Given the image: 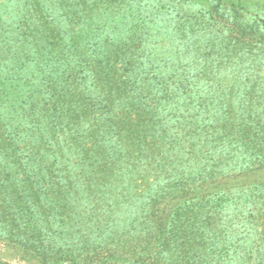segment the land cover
<instances>
[{
  "label": "trees",
  "instance_id": "16d2710c",
  "mask_svg": "<svg viewBox=\"0 0 264 264\" xmlns=\"http://www.w3.org/2000/svg\"><path fill=\"white\" fill-rule=\"evenodd\" d=\"M261 47L264 0H0V242L38 264H264L236 177L264 166V88L219 82Z\"/></svg>",
  "mask_w": 264,
  "mask_h": 264
},
{
  "label": "rangeland",
  "instance_id": "374dc122",
  "mask_svg": "<svg viewBox=\"0 0 264 264\" xmlns=\"http://www.w3.org/2000/svg\"><path fill=\"white\" fill-rule=\"evenodd\" d=\"M253 51H256L255 53H263L264 47L256 48ZM240 55L241 58L235 60L236 63L233 66L226 67L224 75L219 80L220 86L226 88V86L232 82L234 88L244 89L245 91L247 90V92L248 89L253 91L256 85L262 86L263 89L264 65H260L259 63V65H257L254 58L247 56L244 57V53H240ZM229 76L231 79H229ZM253 160L255 163L257 162L255 157L252 161ZM255 166L256 165H253V167ZM259 169L248 171L246 174L238 172L236 173V177L238 180L237 183L241 186H245L243 184L248 185L249 183L252 185L254 184V187L251 188L255 190H252L251 194H249L247 204L248 207L250 206L249 217L253 222V225H250L253 226L254 231L258 234L256 238L258 237V239H261L264 237V166ZM256 185H258V187H256ZM239 212V214H241V211ZM235 224L239 226L240 222L238 221V223ZM0 261L5 262L6 264H38L35 260H30L17 249L7 247L2 242H0Z\"/></svg>",
  "mask_w": 264,
  "mask_h": 264
}]
</instances>
